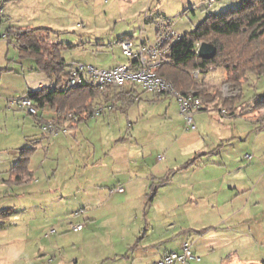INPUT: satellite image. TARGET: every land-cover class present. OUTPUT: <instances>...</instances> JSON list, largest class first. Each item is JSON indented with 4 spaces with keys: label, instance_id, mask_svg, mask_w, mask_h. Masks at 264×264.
Wrapping results in <instances>:
<instances>
[{
    "label": "rangeland",
    "instance_id": "rangeland-1",
    "mask_svg": "<svg viewBox=\"0 0 264 264\" xmlns=\"http://www.w3.org/2000/svg\"><path fill=\"white\" fill-rule=\"evenodd\" d=\"M240 2L241 0H150V3L149 0H0V147L6 149L2 153L4 161H0V168L4 164V167L8 165L9 168L12 163H17L13 150L27 145L28 136L39 132L32 124L34 115L17 104L16 100L28 90L39 89L44 85L50 87L53 81L47 73L39 70L34 53L24 54L14 36L7 37L9 28L30 25L53 27L55 31L44 33L43 37L47 39L40 42L43 46L48 42L66 44L68 47L61 50V56L67 61V69L79 63L105 68L128 60L119 45L121 36L131 34L138 40L143 32L144 38L153 42L160 19H168L180 34H185L207 16L235 8ZM42 5H45L44 10L40 8ZM149 5L152 7L150 11ZM192 70L189 71L190 75L185 73L184 76L188 82H193V78L197 82L189 91L205 87L211 92L210 100H203L205 107L195 111L196 128L188 127L174 94H163L165 96L161 95L153 101L147 100L144 95L128 109H106L92 117V121L84 126V142L80 146L95 148V161L101 160L97 164H91L93 160L87 161L81 155L79 162L75 165L72 162L70 166L68 153L60 157L61 164L55 161L53 165L49 163L39 166L44 157L37 150L31 161L34 176L27 180L30 182L13 185L3 181L6 174L0 175V210L10 206L14 208L5 214L0 213V264H88L91 248L82 245L80 236L83 234L73 231L74 225L70 221L72 216H76V213L73 215L75 211H81L82 200H88L96 185L103 187L108 194H115L120 185L117 182L123 178L144 177L152 180V187L157 182L154 176L163 175L165 168L186 164L190 157V160L202 159L200 162L203 168H213L212 160H218L221 156L207 153L195 158L193 153L199 147L230 146L223 153L224 161L229 157L244 165L250 162L245 157L246 153L253 154L254 161L264 158L263 105H243L248 97L254 95L252 89L256 91L255 94L264 93V75L258 78L251 76V88L245 84L241 90H233L225 82L222 67L213 65L209 72L202 73L199 77L193 76ZM248 88L251 91H247ZM99 105L103 104L98 103L97 106ZM222 107L227 109V114L222 112ZM248 107L252 110L247 111ZM231 111L242 113L237 117H229L228 115L233 114ZM258 115L260 119L256 120ZM49 123L52 121L44 124ZM56 131L59 132L57 129ZM47 141L46 146L49 145ZM58 146L71 145L60 141ZM42 148L45 149V146ZM161 156H164L163 159L159 158ZM85 163L90 164L89 167L83 166ZM228 164V167L222 166L218 171L228 173L231 163ZM14 168L23 170L24 166L17 164ZM244 174L247 176L246 172H241L237 177L242 182L245 181ZM240 180L237 183H241ZM254 185L251 184V188ZM250 186L248 189L240 188L247 191L237 196L238 207L251 195ZM257 190L258 194L262 192L260 186ZM150 197L151 195L147 196L148 210ZM120 198L121 196L115 197ZM111 205L115 207L116 202ZM157 206L156 209L159 210L161 205ZM118 208L123 209V206ZM156 209H152L150 215L156 232H159L164 221L162 222V213ZM133 212L134 210L129 211L127 216L123 215V210L109 212L89 232L92 231L100 241L121 239V224L127 218L128 225H135L136 218H142L141 223L145 221L143 209L137 214ZM79 215L82 219L83 214L79 212ZM249 218V225L255 224L260 232L264 231V212L252 213ZM245 219L242 214H237L235 221L244 228ZM142 227L141 231L145 232L147 226ZM151 232H154L153 229L149 231L150 235ZM84 238L85 245L94 239L93 236ZM244 249L247 248H242L244 253L241 254H246L249 259H264V239L254 246L249 244V249ZM83 257L85 259L82 261Z\"/></svg>",
    "mask_w": 264,
    "mask_h": 264
},
{
    "label": "crops",
    "instance_id": "crops-1",
    "mask_svg": "<svg viewBox=\"0 0 264 264\" xmlns=\"http://www.w3.org/2000/svg\"><path fill=\"white\" fill-rule=\"evenodd\" d=\"M150 5L148 7L149 11L152 8ZM40 8L44 10L45 5H42ZM130 36L133 37L131 34H126L119 39ZM75 67L76 65L69 69L66 68V71L72 73ZM46 75L50 77L48 74ZM52 80L50 87L59 84V81L56 79L53 78ZM251 84L253 85V82L249 80L246 86L251 88ZM42 87L47 86L44 85ZM250 88H248L247 91H251ZM253 93L255 94L256 91L252 89V94ZM150 94L152 93L146 92L137 83L127 81L120 86H111L105 90L104 93H100L93 98V101L96 106L98 103H102L104 106L103 111L106 109H116L118 107L122 110H126L134 102L142 99L144 95L147 100L151 101L161 96L155 94L151 96ZM247 99H249V97ZM96 106H94V108ZM58 108V105L46 104L39 109L38 116H33L34 122L32 124L39 129V132L28 136L27 142L29 143L27 145L17 147L13 150L14 153H16L14 157L17 158V163H12V166L9 168H7L8 165L7 167H4L5 164L2 165L0 168V175L6 174L7 176L3 178L4 182L13 185L30 182L27 180L34 176V171L31 169V161L37 150L40 151V155L44 157L38 164L39 166L48 165L49 163L53 165L55 161L61 164L60 157L64 154L68 155V153L71 158H69L70 166L72 162L73 165L77 164L81 155H84L87 161L90 159L93 160L91 164H97L101 161H95V148L93 146H83L84 148L80 146L84 142L82 139L84 126L92 121V117L98 114H93L90 118L75 122L70 119H62V111L58 110ZM222 108V112L227 114V109L225 107ZM251 110L252 109L248 107L247 111ZM232 113L233 114L228 116L237 117L240 116L242 112ZM252 116L254 117V115ZM258 116L259 117L255 118L256 120L260 119V115ZM50 121L56 125L57 130H59L58 133L57 131H44L42 124ZM46 141L49 144L47 146L45 144ZM60 141L61 143L68 142L71 146H58ZM42 146H45V149H43ZM25 147H31V150L27 153H22L21 149ZM228 147L230 146L199 147V149L193 153V155L195 154V158L207 153L212 155L219 154L221 156L218 160H212L214 163L212 166L213 168H203V166H201L202 162H200L202 159H193L189 164L183 163V165H175L173 168H165L166 174L164 173L163 175L153 177L157 182H155L156 184L152 185V187L150 186L152 180H148L144 177L123 178L117 182L118 185L120 184L118 187H123V190L117 188L115 194H108L103 190V187L96 185V189L90 193L88 200L85 201L83 199L80 204L81 211L79 210V212L83 214V218L81 219L79 212L75 211L73 215L76 213V216H72V221H70L73 222L74 226L79 223H84L81 229H75L73 226V231L77 233L81 232L83 235H81L80 238L83 244H80L91 248V256L88 258V264H153L166 252L172 250L180 251L181 244L184 240H188L191 244L192 251L200 256L199 260H190V264H264V259L262 261L260 259H249V257L245 256L246 254H241L244 253L242 248L249 249V244L254 246L256 242H260L264 239V231L260 232L255 224L249 225V216H251L252 213L264 212V158L254 161L255 156L250 154L251 157H247L250 162L245 165L229 157L226 158L227 161H224L222 156L227 149H230ZM105 148L106 146H104L103 150H105ZM4 150H6L4 147H0V161H4L2 157V153L5 152ZM25 154L29 157L24 169L16 170L14 167L25 157ZM163 157L164 156H161L159 158L163 159ZM18 158L20 159L18 160ZM7 159L9 158L7 157ZM169 163H172V159ZM227 163H231V166L228 164V173L223 172V170L218 171L222 166H227ZM1 164H3V162ZM89 165L90 164L86 165L85 163L83 166L89 167ZM241 172L247 173V176L244 174V177H247V179L246 177L245 179L243 178L245 180L244 182L237 178ZM239 180L241 183H237ZM251 184H255L253 188H251ZM248 186L252 189L251 195L246 201L244 200L245 203L243 202L244 204L242 206L240 205L241 207H238L236 203L237 196L240 195L241 192L244 193L247 191ZM259 186L262 191L259 194L263 196V199L258 194L257 188ZM241 187H247V189L241 190ZM42 194L45 195L44 193ZM148 195H151L149 210L146 209L148 206H146ZM116 196H121V198L115 199ZM239 197L245 199V197ZM115 202L116 205L113 207L111 203ZM159 204L161 207L157 210L156 207H158L157 205ZM120 205L123 206V209L118 208ZM13 209L12 206L2 208L0 213L5 214ZM142 209L143 212L145 211V216H143L145 220L144 223L140 222L142 218H136L137 223L135 225H128L129 221L127 218L126 221L121 224L120 230L121 234H123L121 239L100 241L92 232L95 229V224L109 212L123 210V215L127 216L129 211L132 212L134 210L133 214H137L139 211L142 212ZM152 209H156L162 213V222L164 221V223L161 224V230H159V232H156V227H154L150 215ZM237 214H242L246 218L244 220V222H246L244 228L239 226V223L235 221ZM144 224L147 226L145 232L141 231L143 228L142 226L145 227ZM90 229L93 230L89 232ZM151 229H153L154 232H151L150 235L149 231ZM87 236H93L94 239L90 240L89 243L85 245L84 237ZM175 240L177 242L176 245ZM171 244L173 245L169 247ZM83 259L85 258H81L82 261ZM78 261L77 259L76 262L78 263Z\"/></svg>",
    "mask_w": 264,
    "mask_h": 264
},
{
    "label": "trees",
    "instance_id": "trees-1",
    "mask_svg": "<svg viewBox=\"0 0 264 264\" xmlns=\"http://www.w3.org/2000/svg\"><path fill=\"white\" fill-rule=\"evenodd\" d=\"M52 31L53 28L45 26H23L9 28L7 37L14 36L24 54L34 53L39 70L61 83L71 74L66 71L67 62L61 56V50L68 46L60 42H48L43 46L40 42L47 39L43 37L44 33ZM204 41L217 46V54L213 58L205 59L198 54L197 43ZM213 65L223 68L225 82L233 90H241L251 76L258 78L264 75V0H241L235 8L207 16L193 30L181 35L171 48V61L159 67L156 72L172 81L181 93H187L197 82H194L195 78L193 82L186 81L185 73L190 75V69L195 68L207 73ZM57 85L29 90L24 96L31 98L39 109L46 104L58 105V110L63 114L61 118L75 122L95 114L93 98L111 87L100 89L93 85H82L75 89L58 90ZM195 91L206 102L210 100L211 92L208 88H196ZM263 95L254 94L243 105H260ZM70 112L75 113L71 118L68 116ZM30 150L31 147H25L21 152L27 153ZM28 157L25 154L18 164L25 166Z\"/></svg>",
    "mask_w": 264,
    "mask_h": 264
},
{
    "label": "built area",
    "instance_id": "built-area-1",
    "mask_svg": "<svg viewBox=\"0 0 264 264\" xmlns=\"http://www.w3.org/2000/svg\"><path fill=\"white\" fill-rule=\"evenodd\" d=\"M181 35L174 28L172 22L168 19H160L156 39L153 42L144 38L143 32H141L138 40L134 37H127L119 41L123 54L128 57L126 62L107 68H98L92 64L79 63L74 71L59 83L56 88L58 90H70L82 85H93L100 89H105L109 86H120L127 81H132L140 85L146 92L152 94H174L179 101L188 127L194 129L197 126L194 118L195 111L205 107L202 97L196 94V91L181 93L176 89L172 81L156 72L159 67L171 61V48L181 38ZM201 43H197V51ZM191 73L193 76L199 77L202 71L200 68H195ZM262 101V108L264 109V95L262 96ZM16 102L28 113L34 116L39 115V108L35 106L34 101L28 96L23 95ZM103 109V105L96 106L95 114L101 113ZM74 115V112L68 114L69 118ZM262 121L264 126V116ZM42 128L46 132H54L57 129L53 122L42 124ZM246 157L249 158L251 155L246 154ZM118 189L123 190V187L120 186ZM83 226L84 223H79L74 228L81 229ZM192 259L199 260L200 256L192 251L190 242L184 240L180 251L172 250L166 252L153 264H190L189 261Z\"/></svg>",
    "mask_w": 264,
    "mask_h": 264
},
{
    "label": "water",
    "instance_id": "water-1",
    "mask_svg": "<svg viewBox=\"0 0 264 264\" xmlns=\"http://www.w3.org/2000/svg\"><path fill=\"white\" fill-rule=\"evenodd\" d=\"M198 54L205 59L213 58L217 54V46L212 42L204 41L199 46Z\"/></svg>",
    "mask_w": 264,
    "mask_h": 264
}]
</instances>
